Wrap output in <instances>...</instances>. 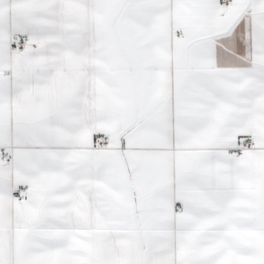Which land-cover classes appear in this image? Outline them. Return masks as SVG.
Returning a JSON list of instances; mask_svg holds the SVG:
<instances>
[{"label":"snow or ice","instance_id":"1","mask_svg":"<svg viewBox=\"0 0 264 264\" xmlns=\"http://www.w3.org/2000/svg\"><path fill=\"white\" fill-rule=\"evenodd\" d=\"M0 264H264V0H0Z\"/></svg>","mask_w":264,"mask_h":264}]
</instances>
